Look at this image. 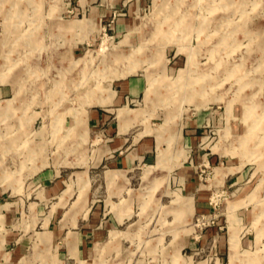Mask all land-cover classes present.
Listing matches in <instances>:
<instances>
[{"label":"rangeland","instance_id":"rangeland-1","mask_svg":"<svg viewBox=\"0 0 264 264\" xmlns=\"http://www.w3.org/2000/svg\"><path fill=\"white\" fill-rule=\"evenodd\" d=\"M92 10H104L99 24ZM124 17L129 24L118 27ZM263 65L264 0H0V201L22 194L32 174L50 165L61 166L70 177L61 196L72 194L69 203L77 194L75 182H98L102 167L88 175L82 171L108 137L86 128L87 110L110 102L122 77L145 73L144 100L132 107L143 108L135 115L143 113L147 120L136 131L156 132L159 144L157 164L144 170V181L165 162V132L171 139L195 112L208 118L199 135L202 150L217 156L215 176L223 179L229 171L244 169L249 180L212 189L210 211L179 223L176 203L186 196L176 191L181 198L157 201L161 189L146 182L152 186H143L137 198L147 205L136 213L147 221L132 229L136 234L127 245L134 254L126 257L132 264L141 259L173 264V233L179 232L190 237L193 249L187 250L196 262L208 258L210 249L197 243L216 228L230 234L229 256L216 264H264ZM176 140L177 135L169 140L168 152L180 149ZM215 165L200 169L202 183L213 177ZM144 167L134 172L135 187L145 184L139 178ZM82 195L70 211L85 210L97 197L88 191L81 207ZM21 224L19 217L12 226L0 219V231L21 232ZM24 226L25 235H31ZM233 238L248 243L232 249ZM143 249L148 255L139 256ZM37 250L30 248L21 262L55 263L51 248ZM104 257L103 264L118 263L114 255ZM210 261L214 264L215 256Z\"/></svg>","mask_w":264,"mask_h":264},{"label":"crops","instance_id":"crops-1","mask_svg":"<svg viewBox=\"0 0 264 264\" xmlns=\"http://www.w3.org/2000/svg\"><path fill=\"white\" fill-rule=\"evenodd\" d=\"M132 7L133 4H129V10ZM92 11L99 24L105 18L104 10ZM129 21L127 17L118 20V27L127 26ZM146 85L145 73L129 74L115 82L110 102L89 107L87 110L84 121L86 128L102 131L108 137L100 143L82 171V174L88 175L94 169L102 167V176L98 182L91 184L87 178L85 186L75 182L74 189L77 194L69 203L72 194L68 198L61 196L67 188L66 180L70 177L65 178L61 166L50 165L32 174L29 187L22 194L0 201V219L4 224L10 226L18 217L23 224L20 228L22 233L10 229L0 231V264H23L21 259H24L33 246L38 248L37 253L48 252L51 248L55 258L54 264H103L100 257L111 255L117 257V264H132L131 258L126 257L134 254V251H130L131 239L136 234L132 229L139 222L147 221L146 216L140 217L136 213L137 207L147 205L144 202L140 204L137 198V192L143 189V186H148L146 182L150 181L153 188L161 189L162 193L156 198L157 201L161 196L181 198V195L173 194L176 191L186 196L185 200L179 199L176 203L181 210L175 216L179 223L197 213L210 211L208 196L212 189L230 181L233 185L249 180L244 169L229 171L223 179L215 176V168L220 167L215 165L217 156L212 155V151L202 150L206 148L201 146L199 135L205 118H208L201 112H195L189 122L171 136L173 138L177 135L176 143L180 149L172 153L167 151L166 145L172 138H166L168 134L165 132V162L163 166L154 168L148 180L144 181V170L157 164L159 144L156 132L154 134L152 130L136 131V127L145 124L147 117L143 113L136 117L135 112L144 109L132 105L144 100ZM212 165H215L213 177L211 176L207 183H202L199 179L200 169H212ZM140 166H146L139 175L141 182L145 184L141 183L142 186L135 187L137 176L134 172ZM80 191L83 192L78 204L81 207L87 204L84 200L88 191L97 193V197L90 198L85 210L70 211L71 205L79 198ZM133 218L136 219L131 221ZM24 224L31 228V235H25L27 228ZM39 235L44 237L43 240H40ZM173 236L176 238V245H173L171 253L173 264H211L212 256H215L216 264V259L220 261V258L229 256L230 234L225 235L216 228L208 229L202 240L197 243L202 248L208 244L210 249H207L208 258L203 257L196 262L191 261L193 253L188 254V251L193 249L188 234L175 232ZM247 243L246 239H237V248L239 244L243 247ZM143 253L148 255L149 252L143 249L138 255L142 256ZM139 263L155 264V261L141 259Z\"/></svg>","mask_w":264,"mask_h":264},{"label":"bare ground","instance_id":"bare-ground-1","mask_svg":"<svg viewBox=\"0 0 264 264\" xmlns=\"http://www.w3.org/2000/svg\"><path fill=\"white\" fill-rule=\"evenodd\" d=\"M119 59H121V58H119ZM122 60V59H121ZM260 65H262V64H260ZM264 66V65H263ZM199 77V76H198ZM201 81V80H200ZM197 83V82H196ZM205 85V84H204ZM161 86V85H160ZM201 86V85H200ZM203 86V85H202ZM195 88H196V86H195ZM203 88H205V87H203ZM159 89H160V87H159ZM198 89V88H197ZM199 92V91H198ZM197 92V93H198ZM198 95H199V93H198ZM196 96V95H195ZM210 99V98H209ZM205 100V99H204ZM203 100V101H204ZM248 110V109H247ZM235 135V134H234ZM254 135V134H253ZM251 137V136H250ZM246 139V138H245ZM250 139V138H249ZM258 140V139H257ZM248 141H250V140H248ZM252 141V140H251ZM255 141V140H254ZM247 143V142H246ZM258 143V142H257ZM256 143V144H257ZM249 144V143H248ZM255 145V144H254ZM250 146V145H249ZM251 146H252V143H251ZM160 151V150H159ZM161 154V153H160ZM227 171V170H226ZM226 171H224V172H226ZM223 172V171H222ZM221 173V172H220ZM144 175V174H143ZM82 176V175H81ZM219 176V175H218ZM84 178V177H83ZM82 177H81V180L83 179ZM83 180H85V179H83ZM82 180V181H83ZM86 183V182H85ZM77 201H78V199H77ZM235 237V236H234ZM237 243H236V241H235V239L233 238L232 239V249H234L235 248V245H236ZM232 254H234V252H232Z\"/></svg>","mask_w":264,"mask_h":264}]
</instances>
